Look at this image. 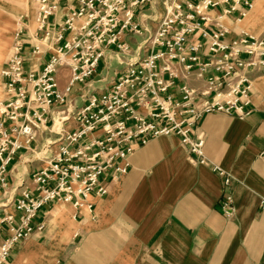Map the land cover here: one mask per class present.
<instances>
[{
  "label": "crops",
  "instance_id": "0c3cea01",
  "mask_svg": "<svg viewBox=\"0 0 264 264\" xmlns=\"http://www.w3.org/2000/svg\"><path fill=\"white\" fill-rule=\"evenodd\" d=\"M198 1V0H195ZM170 0H146L135 8L140 32L121 31L118 45L105 48L96 73L68 92L65 104L55 105L48 121L36 130L31 143H22L8 167V184L0 190V218L19 216L16 201L32 175L58 153L61 136L77 127L76 111L84 105L85 94H102L127 64L144 54V43L165 15ZM79 0H62L50 22L62 24ZM228 4L208 11L214 29L216 20L236 33L264 36V0H256L245 15L236 10L223 14ZM189 11V10H188ZM27 70H40L56 42L40 39L36 18L24 24ZM192 40L204 41L201 35ZM42 44L40 52H33ZM4 68V67H3ZM2 68V69H3ZM4 91L0 100H6ZM194 71L190 86L202 90L206 77ZM71 70L58 71V83L65 90ZM178 80L170 92L181 97ZM251 113L206 112L198 120L195 134L205 138L208 159L199 163L177 135L151 137L124 163V172L107 173L103 196H92L94 209L55 202L44 206L34 218L43 228L21 241L6 264H264V69L253 74ZM221 167L232 177L229 187L214 169ZM226 191L232 192L236 212L227 216L222 207ZM4 236L8 225H4Z\"/></svg>",
  "mask_w": 264,
  "mask_h": 264
},
{
  "label": "built area",
  "instance_id": "2783aa9c",
  "mask_svg": "<svg viewBox=\"0 0 264 264\" xmlns=\"http://www.w3.org/2000/svg\"><path fill=\"white\" fill-rule=\"evenodd\" d=\"M61 1L36 0L40 39L56 42L42 68L26 69L22 28L2 69L8 97L0 100V190L8 184V167L22 147L18 136L32 142L52 108L67 103L68 92L96 73L107 46L129 49L125 43L118 44V35L124 30L140 32L135 8L146 0H79L56 27L50 18ZM255 1L170 0L157 30L144 43L145 54L127 64L102 94H85L84 105L75 113L77 127L61 136L58 153L33 173L32 186L27 185L17 199L19 216L0 218V264L7 263L21 241L43 228L33 220L44 206L64 202L92 211L91 197L107 193L104 175L124 172L128 165L124 162L151 137L177 135L197 162L208 161L205 138L195 134L196 124L206 112L240 117L251 113L253 74L264 69V36L241 32L230 37L220 21L211 30L201 21L212 22L208 11L225 3L223 14L239 10L245 15ZM198 35L205 40H192ZM41 50L42 44L34 45V53ZM64 67L71 75L61 90L57 74ZM194 71L206 77L202 90L188 83ZM178 80L183 82L181 97L170 92ZM214 169L229 187L231 175L218 165ZM221 207L227 216L235 214L232 192L226 191Z\"/></svg>",
  "mask_w": 264,
  "mask_h": 264
},
{
  "label": "rangeland",
  "instance_id": "374dc122",
  "mask_svg": "<svg viewBox=\"0 0 264 264\" xmlns=\"http://www.w3.org/2000/svg\"><path fill=\"white\" fill-rule=\"evenodd\" d=\"M36 18V0H0V92L4 91L1 69L12 53L17 31Z\"/></svg>",
  "mask_w": 264,
  "mask_h": 264
}]
</instances>
